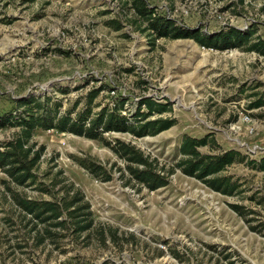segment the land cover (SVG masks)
Here are the masks:
<instances>
[{"label":"rangeland","instance_id":"rangeland-1","mask_svg":"<svg viewBox=\"0 0 264 264\" xmlns=\"http://www.w3.org/2000/svg\"><path fill=\"white\" fill-rule=\"evenodd\" d=\"M188 3L184 27L212 33L227 24L247 25L252 40L264 41V0ZM134 14L129 0H0V116L18 113L17 100L33 95L49 103L60 99L64 111L103 85L94 111L122 96L121 113L129 116L141 97L152 96L168 101L171 109L162 116L176 119L139 138L106 132L91 139L35 128L31 141L45 149L34 182L17 185L0 170V264H264L263 171L245 160L226 167L220 175L241 184L230 196L179 169L167 185L149 191L120 174L124 161L110 147L116 139L128 142L167 169L180 157L184 134H210L214 143L200 147L203 153L234 148L259 158L264 105L249 104L264 93V55L245 46L202 48L189 38L152 41ZM80 107L82 101L72 115ZM17 130L0 126V143ZM90 162L101 164L110 180L94 176L86 168ZM76 190L94 219L82 233L70 222L39 223L14 200L19 194L60 201ZM231 204L242 206L245 216Z\"/></svg>","mask_w":264,"mask_h":264},{"label":"trees","instance_id":"trees-1","mask_svg":"<svg viewBox=\"0 0 264 264\" xmlns=\"http://www.w3.org/2000/svg\"><path fill=\"white\" fill-rule=\"evenodd\" d=\"M130 3L135 11L133 22L141 23V30L152 37V41L160 37L189 38L204 47L223 50L245 46L248 51L264 55V41L252 40L251 30L228 27L205 33L200 28L177 26L172 19L153 16V9L147 6L145 0H130ZM103 88L104 86L100 85L89 89L83 100L76 99L71 108H66L64 111L60 110L62 105L60 99L51 101L52 103H49L50 98L46 96L44 100L34 95L18 99L16 109L21 108L18 113L9 112L0 116V126L18 127L11 139L0 143V170L17 185L34 182L33 170L45 149L43 145L35 149L36 143L31 141L35 128L56 129L91 139H103V134L106 132H128L139 138L154 136L176 122L175 118L162 116L171 109L168 101L161 102L152 96L141 97L135 112L129 116L121 113L126 99L122 96L114 99L113 106L105 103L94 111V107L100 106V103L94 102L95 98ZM80 101L82 107L72 115ZM263 105L264 93L249 104L251 108ZM209 136L210 134H206L199 138L184 134L179 144L180 157L167 169L164 165L158 166L156 159H151L128 142L116 139L112 145L106 143L124 161V167L119 168L120 174L127 173L129 179L149 191L167 185L169 176L175 169H179L183 174L194 177L212 190L230 196L241 191L239 189L241 184L232 176L220 175L226 167L245 160L247 165L264 172V152L259 158H250L234 148L218 154L201 152L200 147L214 143ZM86 165L94 176H101L104 181L110 180V174L101 164L90 162ZM66 197L68 198L61 197L60 201L37 200L14 194L16 205L39 223H48L56 227L70 222L75 233L89 230L94 224V219L90 204L84 199L83 193L76 190ZM230 207L240 216H245L241 210L242 206L231 204ZM175 256L178 257L176 253Z\"/></svg>","mask_w":264,"mask_h":264},{"label":"built area","instance_id":"built-area-1","mask_svg":"<svg viewBox=\"0 0 264 264\" xmlns=\"http://www.w3.org/2000/svg\"><path fill=\"white\" fill-rule=\"evenodd\" d=\"M161 1H162L161 5H156V4L154 5L148 2L147 0H145L147 6L153 9V16L158 15V16L172 19L175 25L184 27L182 24V19H184L185 17H188L190 14L188 0H161ZM129 6L134 11L133 7L131 6L130 0H129ZM160 8L163 10L162 12H160ZM228 27H234L240 30H246L248 26L247 25H244V26H234L233 25L232 26V25L227 24L222 29H227ZM201 47L214 49V48L204 47V46H201Z\"/></svg>","mask_w":264,"mask_h":264}]
</instances>
